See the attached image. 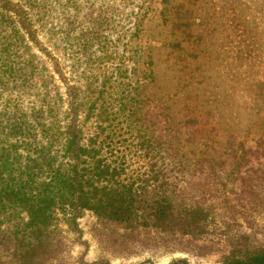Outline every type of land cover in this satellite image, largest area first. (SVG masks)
Instances as JSON below:
<instances>
[{
    "label": "trees",
    "instance_id": "1",
    "mask_svg": "<svg viewBox=\"0 0 264 264\" xmlns=\"http://www.w3.org/2000/svg\"><path fill=\"white\" fill-rule=\"evenodd\" d=\"M116 1L0 0V264H66L63 236L85 215L103 225L97 244L115 259L179 253L264 264L245 205L233 203L249 195L244 140L228 143L226 160L187 156L181 125L152 92L151 60L142 78L125 75L123 28L110 25L134 0ZM83 8L94 17L74 23ZM59 46L73 63L85 60L83 71L65 74Z\"/></svg>",
    "mask_w": 264,
    "mask_h": 264
},
{
    "label": "rangeland",
    "instance_id": "2",
    "mask_svg": "<svg viewBox=\"0 0 264 264\" xmlns=\"http://www.w3.org/2000/svg\"><path fill=\"white\" fill-rule=\"evenodd\" d=\"M88 1L114 5L116 0ZM90 11L83 8L70 16L82 25L94 17ZM53 23L58 27L62 24L59 18ZM110 26L118 32L123 28L120 45H125L118 49H124L125 68L130 71L125 75L142 78L140 72L151 60L155 77L152 92L164 100L162 105L167 107L171 122L181 125L180 136L190 159L226 160L228 143L244 140L241 176L249 195L233 203L245 205L242 217L247 222L243 225L248 224V233L264 246V0H134L123 9L117 8ZM115 37L116 33L109 35L111 41ZM177 43L185 52L171 47ZM251 47V54H245ZM53 54L69 77L86 65L84 59L73 63L69 51L64 54L61 46ZM189 118H196L198 124L182 126ZM218 176L224 181L226 170H219ZM17 217L24 218L22 214ZM75 224L77 232L63 236L72 244L65 254L66 264H99L102 259L108 264H169L175 259H185L188 264H217L213 256L179 253L143 252L115 259L103 255L97 244L103 225L94 224L90 215Z\"/></svg>",
    "mask_w": 264,
    "mask_h": 264
}]
</instances>
